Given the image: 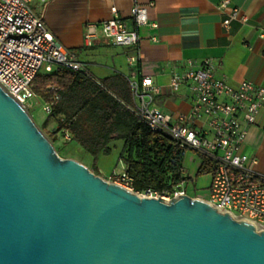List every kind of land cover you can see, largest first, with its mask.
I'll list each match as a JSON object with an SVG mask.
<instances>
[{
	"label": "water",
	"instance_id": "water-1",
	"mask_svg": "<svg viewBox=\"0 0 264 264\" xmlns=\"http://www.w3.org/2000/svg\"><path fill=\"white\" fill-rule=\"evenodd\" d=\"M215 207L61 157L0 86V264H264V229Z\"/></svg>",
	"mask_w": 264,
	"mask_h": 264
},
{
	"label": "built area",
	"instance_id": "built-area-1",
	"mask_svg": "<svg viewBox=\"0 0 264 264\" xmlns=\"http://www.w3.org/2000/svg\"><path fill=\"white\" fill-rule=\"evenodd\" d=\"M32 1L0 0V86L24 108L28 106V99L36 95L32 89L34 77L51 72L58 64L83 72L100 83L75 50L63 45L52 33L32 7ZM151 5L134 3L130 16L135 27H129L117 14L87 22L86 43L102 37L112 46L128 50L131 69L124 76L132 92L129 109L151 130L171 138L181 149L195 152L201 159L200 165L207 161L212 166L208 197H197L214 208L217 206L222 213L227 210L233 218L247 219L256 228L264 229V172L254 167L255 158L241 150L249 127L256 124L264 107V87L250 80L234 87L217 76L211 59H187L171 69L166 93L180 95L189 107L176 115L164 112L155 103L156 97L162 94L161 87L150 76H140L137 71L141 39L138 28L157 26L148 16ZM217 6L224 13V27L232 21L247 23L249 20L232 0H219ZM112 10L116 12L115 8ZM45 108L50 111L48 104ZM63 137L70 141L67 131H63ZM124 154L122 148V159ZM108 180L149 198L170 200L176 195H190L186 181L163 189L134 190L126 163L120 174H111Z\"/></svg>",
	"mask_w": 264,
	"mask_h": 264
},
{
	"label": "crops",
	"instance_id": "crops-1",
	"mask_svg": "<svg viewBox=\"0 0 264 264\" xmlns=\"http://www.w3.org/2000/svg\"><path fill=\"white\" fill-rule=\"evenodd\" d=\"M218 1L47 0L42 3V12L34 10L61 43L75 50L89 71L101 80L112 75H125L131 69L127 61L128 50L112 46L102 37L87 44L85 24L117 14L129 27H135L130 16L134 3H152L148 7V16L157 26L138 28L141 39L137 71L140 76H150L161 87L162 94L155 99L157 106L176 115L187 110L189 105L180 95L166 93V84L171 69L187 59H211L216 65L217 76L234 87L243 80L264 87V35H261L264 0H232L249 20L247 23L232 21L228 27L222 25L224 13L218 8ZM241 150L255 158L254 167L264 172V107L256 124L249 127Z\"/></svg>",
	"mask_w": 264,
	"mask_h": 264
},
{
	"label": "trees",
	"instance_id": "trees-1",
	"mask_svg": "<svg viewBox=\"0 0 264 264\" xmlns=\"http://www.w3.org/2000/svg\"><path fill=\"white\" fill-rule=\"evenodd\" d=\"M32 89L50 106L42 128L55 122L53 135L67 131L70 141L66 142H75L95 159L100 153H110L113 140H121L134 190L163 189L188 180L183 166L186 151L151 130L129 109L132 92L124 75H112L99 83L58 64L51 72L38 73ZM212 172V166L204 161L196 175Z\"/></svg>",
	"mask_w": 264,
	"mask_h": 264
},
{
	"label": "rangeland",
	"instance_id": "rangeland-1",
	"mask_svg": "<svg viewBox=\"0 0 264 264\" xmlns=\"http://www.w3.org/2000/svg\"><path fill=\"white\" fill-rule=\"evenodd\" d=\"M32 6L37 12H42L44 4H40L37 0L32 1ZM29 115L32 117L37 126L45 133V135L52 141L57 153L65 158L72 155L78 161L85 164L95 174H100L102 177L108 180L110 174H120L125 168L124 158L121 157L122 143L120 140H113L111 143V151L109 154L100 153L95 159L92 155L85 152L75 142L67 143L61 133L53 135V128L57 127V124L53 121L47 125L46 128H42V123L47 117L48 111L45 108V102L40 96H32L28 99V106L25 108ZM201 163L200 157L192 150H187L183 159L184 173L188 176L187 191L192 197H208V188L211 182V175L202 174L196 175L197 169ZM100 172V173H101ZM106 175V176H104Z\"/></svg>",
	"mask_w": 264,
	"mask_h": 264
},
{
	"label": "bare ground",
	"instance_id": "bare-ground-1",
	"mask_svg": "<svg viewBox=\"0 0 264 264\" xmlns=\"http://www.w3.org/2000/svg\"><path fill=\"white\" fill-rule=\"evenodd\" d=\"M257 229H258V230H260V228H259V227H258Z\"/></svg>",
	"mask_w": 264,
	"mask_h": 264
}]
</instances>
